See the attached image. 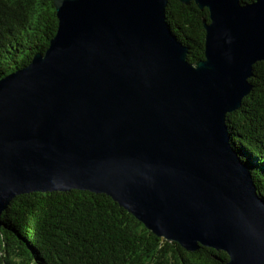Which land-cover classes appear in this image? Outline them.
<instances>
[{"label":"water","instance_id":"95a60500","mask_svg":"<svg viewBox=\"0 0 264 264\" xmlns=\"http://www.w3.org/2000/svg\"><path fill=\"white\" fill-rule=\"evenodd\" d=\"M179 1L209 10L195 62L168 0H54L48 48L0 79V225L18 195L89 190L188 251L264 264V199L226 122L264 61V0Z\"/></svg>","mask_w":264,"mask_h":264},{"label":"trees","instance_id":"16d2710c","mask_svg":"<svg viewBox=\"0 0 264 264\" xmlns=\"http://www.w3.org/2000/svg\"><path fill=\"white\" fill-rule=\"evenodd\" d=\"M255 0H241L242 3ZM172 33L204 58L207 8L168 0ZM58 28L54 0H0V79L44 53ZM253 90L227 114L230 142L264 199V61L254 64ZM228 253L205 245L188 251L149 230L106 193L71 189L16 196L3 211L0 264H226Z\"/></svg>","mask_w":264,"mask_h":264}]
</instances>
